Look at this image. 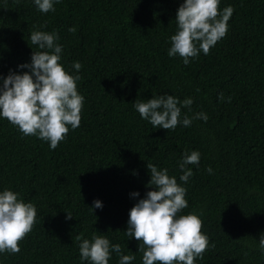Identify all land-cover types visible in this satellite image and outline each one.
<instances>
[{
  "label": "trees",
  "instance_id": "obj_1",
  "mask_svg": "<svg viewBox=\"0 0 264 264\" xmlns=\"http://www.w3.org/2000/svg\"><path fill=\"white\" fill-rule=\"evenodd\" d=\"M184 2L59 0L45 14L34 0H0V87L10 72L30 71L19 66L39 50L30 34L40 30L58 34L60 63L80 75L84 97L80 126H69L54 150L0 117V192L19 193L37 210L20 252L0 253V264H90L81 260L76 237L93 234L134 255L131 264H143L140 242L125 232L132 207L154 190L148 162L186 188L188 207L178 215L203 222L209 244L195 264H264V0H220L221 11L234 9L227 34L188 65L168 55ZM166 94L181 101V120L202 112L207 121L153 128L135 101ZM187 98L190 109L182 106ZM186 150L198 151L200 162L188 165L193 175L183 182ZM97 200L102 208L92 209ZM119 259L112 252L109 264Z\"/></svg>",
  "mask_w": 264,
  "mask_h": 264
},
{
  "label": "clouds",
  "instance_id": "obj_2",
  "mask_svg": "<svg viewBox=\"0 0 264 264\" xmlns=\"http://www.w3.org/2000/svg\"><path fill=\"white\" fill-rule=\"evenodd\" d=\"M59 0H34L41 13L55 11L54 3ZM234 9L229 6L220 10V0H185L179 7L176 23L178 30L170 37V57L179 55L183 63L199 56L201 51L207 55L228 31V22ZM70 32L76 29L70 28ZM55 32L34 30L30 34V45L34 50L30 64L20 68L30 71L17 74L10 72L0 87V117L17 126L25 136H37L49 142L56 149L71 129L81 123L84 97L78 93L77 81L80 75L69 74L60 63L62 47L57 43ZM33 48V47H32ZM78 73L82 65L73 64ZM223 100V94L220 95ZM231 98H228V102ZM193 100L187 98L182 106L191 108ZM181 101L173 95H160L147 102L135 101V110L149 121L153 128L175 130L183 124L190 127L193 119H203L205 113H197L181 120ZM200 153L186 150L179 168L183 172L180 180L187 182L193 175L188 165H199ZM151 179L146 196L132 207L129 213L128 229L125 234L140 242L143 264H195L197 258L203 259L208 248V237L202 232L203 222L196 214L178 215L188 207L185 199L186 188L178 184L175 176H170L167 168L160 169L148 162ZM212 168L207 172L212 174ZM133 197L140 194L134 192ZM19 193L12 190L0 192V253L20 252L22 241L32 230L37 216L36 207L19 199ZM102 208V202H94L92 209ZM73 215L67 212V220ZM79 245L80 258L90 264H109L111 253L120 256L119 264H131L134 255H124L120 244H111L103 235L93 234L91 240L82 239ZM259 248L264 250V234L259 238Z\"/></svg>",
  "mask_w": 264,
  "mask_h": 264
}]
</instances>
